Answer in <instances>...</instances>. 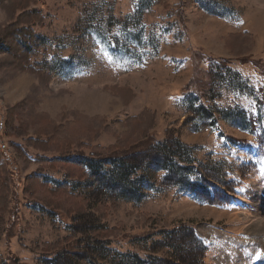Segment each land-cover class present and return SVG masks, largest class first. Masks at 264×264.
Masks as SVG:
<instances>
[{"label":"rangeland","instance_id":"rangeland-1","mask_svg":"<svg viewBox=\"0 0 264 264\" xmlns=\"http://www.w3.org/2000/svg\"><path fill=\"white\" fill-rule=\"evenodd\" d=\"M23 9L47 78L0 54V264H264V0H6L0 36ZM84 145L141 155L133 186Z\"/></svg>","mask_w":264,"mask_h":264},{"label":"trees","instance_id":"trees-1","mask_svg":"<svg viewBox=\"0 0 264 264\" xmlns=\"http://www.w3.org/2000/svg\"><path fill=\"white\" fill-rule=\"evenodd\" d=\"M5 1L6 0H0V4L5 3ZM30 1L35 3L36 0H30ZM19 12L20 13L17 19L12 24H8L2 33L3 35L0 36V54H4L5 56H7L9 61L14 63L16 67L22 68L23 70L25 69L39 76L44 75L47 78V75H45L44 72L41 70L39 64H31L32 53L39 51L44 42V39L42 37L36 35V32L34 31V26L42 27L45 19L43 18L42 15L36 12H31L28 9L19 10ZM253 64L255 65L256 68L260 67V65H258L255 62H253ZM261 65L262 66L260 73L264 78V63L262 62ZM36 142L41 144L40 140H37ZM84 147L91 149L90 157L89 156L88 158L81 157V160H78V163L80 164L81 167L83 166V169L89 170L90 180H91V184L89 186L95 184L101 185V183L103 184L106 181L118 183L123 188H125V186L126 187L133 186L134 182H130V179L134 175V172L138 167L137 166L138 162L135 161L137 158H142L141 155H136V156H131L132 154L128 156L126 154L121 155L124 151L130 150L128 147L126 148V150L120 149L121 147H116V146L107 149H101L99 147L92 148L88 145H84ZM20 149L23 148L21 147ZM183 150L184 149L182 147H179V144H176L172 148L165 147L163 150V154H164L163 162L158 164L159 167H165V169H167L169 173H176L177 175H183L184 169L179 167L183 163L182 161L184 157ZM115 154H120V155H115ZM69 157H70L69 155H67V157H60V158L58 157L51 159L39 157L37 158V161L35 160V162H42V161L58 162L62 160H67L69 159ZM177 164L180 165L177 166ZM106 165L112 166L113 169L110 170L109 172H106L104 170V167ZM38 177L39 179H41L42 174H38ZM27 180H29V177ZM80 187L83 190L86 188L84 185H81ZM65 192H70V185L68 183L58 184L56 186V189L53 190V193H57V194L59 193L63 194ZM55 210L61 211L60 208ZM51 216L58 217L59 215L53 211V213H51ZM173 234H179V229L176 228L175 230H173V233L171 234L168 233L166 235L165 234L163 235L164 238H171ZM89 238L92 241H94L93 245H97L98 242H100L99 240L95 239L92 236H90ZM88 245L92 246V244H88ZM197 251H199L202 254V257H204L206 254V249L201 242L199 244V248L197 249ZM46 257L48 258L46 259V262L53 264L56 263V260H54L50 255ZM92 262L93 264H96L95 261L92 260ZM133 262L135 264H144L137 256H135V260ZM6 264H19V263L10 254L6 261ZM119 264H125L123 262V258L120 259ZM154 264H160V263L157 262V260H154Z\"/></svg>","mask_w":264,"mask_h":264}]
</instances>
